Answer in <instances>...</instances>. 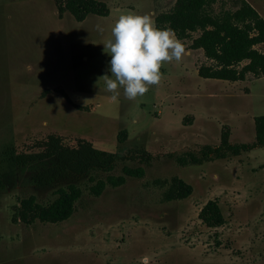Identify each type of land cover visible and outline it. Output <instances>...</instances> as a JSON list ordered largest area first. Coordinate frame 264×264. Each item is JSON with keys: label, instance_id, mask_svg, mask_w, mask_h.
<instances>
[{"label": "rangeland", "instance_id": "374dc122", "mask_svg": "<svg viewBox=\"0 0 264 264\" xmlns=\"http://www.w3.org/2000/svg\"><path fill=\"white\" fill-rule=\"evenodd\" d=\"M98 1L109 15L78 23L59 17L53 0H0V264H264V149L200 165L175 161L219 147L223 133L230 144H252L254 118L264 116V77L202 79L198 67L212 63L185 40L182 59L162 65L159 84L135 100L120 88L113 99L101 77H111L103 44L115 22L128 13L153 19L176 0ZM245 1L264 19V0ZM235 2L216 0L213 9L232 11ZM48 134L91 142L116 157L112 170L36 186L31 177L51 162L20 167L10 155ZM140 151L152 156L149 165L136 159ZM123 167H144V177L90 193ZM173 178L192 187L189 197L165 200ZM68 184L82 192L68 220L20 221L21 200L49 204ZM213 200L224 224L208 228L198 215Z\"/></svg>", "mask_w": 264, "mask_h": 264}, {"label": "trees", "instance_id": "16d2710c", "mask_svg": "<svg viewBox=\"0 0 264 264\" xmlns=\"http://www.w3.org/2000/svg\"><path fill=\"white\" fill-rule=\"evenodd\" d=\"M61 17L69 13L80 23L88 15L107 17V5L98 0H53ZM216 0H176L168 12L158 13L153 20L158 28L170 26L176 37L184 42L190 40V50H201L211 65H200L198 77L221 80L231 83L245 81L247 75L255 78L264 77V51L255 47L264 46V19L245 0H236L234 10L215 12ZM193 34H197L192 38ZM62 97H67L63 94ZM68 100V99H67ZM255 140L252 144H230L228 134L221 135L217 148H204L200 156L186 153L175 159L180 166L200 165L211 159H224L228 154L238 156L257 147L264 149V116L254 118ZM118 141L123 139L118 136ZM136 159L149 165L152 156L145 151L138 152ZM10 159L20 167L35 163L51 162L31 177L33 184L52 188L65 181H78L93 170L109 172L116 157L106 151L96 149L91 142L81 138H68L57 134H48L24 144L18 154H11ZM121 157L120 160H126ZM130 159L134 160L135 157ZM144 167L122 168V175L108 176L105 181H98L90 188V193L99 197L105 187L116 188L125 183L126 177L141 179ZM192 187L179 178H173L170 188L165 192L166 201L182 200L189 197ZM56 198L49 204L42 205L31 196L20 201L19 218L26 225L35 220L42 223L56 224L68 220L75 203L82 192L74 184H68L55 191ZM199 220L208 228H217L224 224L217 201H208L200 210Z\"/></svg>", "mask_w": 264, "mask_h": 264}, {"label": "clouds", "instance_id": "9594fccd", "mask_svg": "<svg viewBox=\"0 0 264 264\" xmlns=\"http://www.w3.org/2000/svg\"><path fill=\"white\" fill-rule=\"evenodd\" d=\"M111 32L112 38L103 44L111 57V77L104 75L101 78L106 90L114 94L113 99L119 96L120 88L129 100L143 96L150 86L160 83L162 65L180 61L185 52V46L174 30L170 26L158 28L147 14L120 15Z\"/></svg>", "mask_w": 264, "mask_h": 264}, {"label": "crops", "instance_id": "0c3cea01", "mask_svg": "<svg viewBox=\"0 0 264 264\" xmlns=\"http://www.w3.org/2000/svg\"><path fill=\"white\" fill-rule=\"evenodd\" d=\"M197 51H201V50H197Z\"/></svg>", "mask_w": 264, "mask_h": 264}]
</instances>
